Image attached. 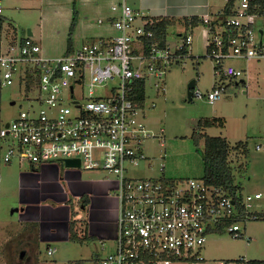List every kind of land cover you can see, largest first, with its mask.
Segmentation results:
<instances>
[{"label":"built area","instance_id":"1","mask_svg":"<svg viewBox=\"0 0 264 264\" xmlns=\"http://www.w3.org/2000/svg\"><path fill=\"white\" fill-rule=\"evenodd\" d=\"M111 11L118 13L112 21L115 36L84 43L60 57L44 56L31 36L12 37L4 49L0 47V87L17 80L30 95L29 108L0 128L1 162L41 166L78 160L75 169L114 176L115 248L97 264L199 261L210 233L244 236L238 223L256 220V212L249 209L261 195H233L202 178L129 175V169L145 159L141 144L151 137L138 120L149 82L154 80L163 91L167 69L188 56L193 39L182 36L171 51L167 40L162 46L157 41L151 29L156 21L142 18L123 1L113 4ZM202 23V48L213 60L218 79L209 91H196L195 96L213 104L230 88L245 85L246 71L226 61L264 59V12L256 0H234L224 26L211 30L206 17ZM46 253L52 256L54 250ZM237 264L249 261L239 259Z\"/></svg>","mask_w":264,"mask_h":264},{"label":"rangeland","instance_id":"2","mask_svg":"<svg viewBox=\"0 0 264 264\" xmlns=\"http://www.w3.org/2000/svg\"><path fill=\"white\" fill-rule=\"evenodd\" d=\"M73 0H0V15L5 18L1 31L2 48L12 38H24L28 31L41 46L46 57H60L66 49V39L72 17ZM109 0H75L78 15L73 33V47L109 37L115 33L105 19ZM212 5L223 6L225 0H211ZM116 4V3H114ZM113 5V4H112ZM101 22V24L99 23ZM11 24V26H9ZM114 30V29H113ZM167 44L172 51L182 41L179 25L168 28ZM199 33V32H198ZM178 34H181L180 36ZM199 35V34H198ZM203 42L199 37L192 40L190 53L181 63L169 67L163 77V91L149 82L146 90V106L138 115L149 131L150 138L143 140L141 151L145 157L138 165L129 169V175L138 178L201 179L203 164L200 152L193 145L191 134L197 122L204 118H223L224 128L212 127L205 131L209 137H227L231 144L242 141L247 152L230 151L229 160L234 167V184L243 194L261 195L250 207L251 212L264 211V59L239 62L229 60L246 71L245 85L230 88L213 104L203 97L195 96L199 91H209L218 77L214 76L213 60L205 56ZM194 81L193 97L187 100V86ZM30 97L24 87L14 81L12 85L0 87V120L9 123L20 111L29 108ZM13 103V104H12ZM151 104L154 106L151 107ZM33 107L38 109V105ZM196 131V130H195ZM262 145L260 150L257 145ZM198 150H203V141ZM30 170L27 161L0 164V264H97L98 259L114 251V242L100 245L98 240L68 241L65 217L81 220L85 214L77 205L73 214L66 216L56 211L59 221L47 218L35 224L24 222L37 217L35 209L25 207L21 211L19 202L25 200L18 177L21 171ZM74 170V169H70ZM81 178L93 176L104 181L114 176L106 171L79 170ZM32 180V179H31ZM66 188V187H65ZM63 189V186H62ZM61 189V190H62ZM67 190V189H65ZM21 196V198H20ZM238 225L244 236L234 237L228 232H212L199 251V261L173 264H237L239 259L259 261L264 264V220H245ZM50 239H52L50 241ZM54 239V240H53ZM48 245L55 249L47 255ZM22 255V256H21Z\"/></svg>","mask_w":264,"mask_h":264},{"label":"crops","instance_id":"3","mask_svg":"<svg viewBox=\"0 0 264 264\" xmlns=\"http://www.w3.org/2000/svg\"><path fill=\"white\" fill-rule=\"evenodd\" d=\"M121 1L131 6L144 19H176L183 36L190 34L192 39L194 36L202 39V26L190 27L185 30L181 22L184 19H202L204 17L213 22L218 18L224 6L212 5L211 0H109L105 19L109 22L111 28H113L112 21L118 16L117 12L111 11V6ZM101 22L99 23L101 24ZM113 29L112 31L115 33L113 36H115L116 31ZM33 35L30 32V36L32 37ZM178 35L180 36L181 34ZM101 38L103 39V37H98V39ZM94 39L97 40V38ZM93 41L95 40L91 42ZM207 129L209 128H206L203 132L205 133ZM223 138L227 140L226 136ZM228 143L233 145L229 141ZM17 183L21 187V193L24 192L23 197L25 198L18 204L21 207V211L25 207H30L35 209L34 215L37 213V217L25 219L24 222L35 224L42 220L43 217L51 221H59L60 219L56 215L57 210L69 216L74 212L73 206L77 205L85 214L84 218L79 221L71 220L68 217L62 219L67 224L68 241H70L69 223L75 221L74 227L79 238L89 241L98 240L101 246H105L107 242L115 243L118 201L112 180L104 181L93 176L84 177L83 179L78 169L67 168L63 163L58 162L41 166L30 165V170L21 171ZM49 248L51 247L48 245L47 249ZM52 250L55 252V249Z\"/></svg>","mask_w":264,"mask_h":264},{"label":"trees","instance_id":"4","mask_svg":"<svg viewBox=\"0 0 264 264\" xmlns=\"http://www.w3.org/2000/svg\"><path fill=\"white\" fill-rule=\"evenodd\" d=\"M234 0H227L223 6L222 11L220 12L218 18L210 22L211 30L214 29L215 26L222 27L225 25L226 18L231 14V9ZM73 9H72V17L70 26L68 29L67 39H66V49L65 52H70L73 50V33L75 30L76 22H77V12L75 9V0L72 1ZM256 3L260 7V11L264 12V0H256ZM156 21V24L151 27L152 31L154 32L157 41L162 46L164 45L168 28L173 27L177 24L176 19L172 18H160V19H153ZM5 22V18L0 15V47H1V31L3 28V24ZM181 24L184 26L185 30L189 29L190 27L193 28L195 26L202 25V19L200 18H191L190 20L184 19ZM185 52V50H183ZM31 84V80H28L26 83V88L28 89ZM139 103L142 105L143 99L142 94H139ZM193 97V92H192ZM1 104V103H0ZM225 121L223 118H204L200 119L197 122L196 131L194 130L191 134V140L193 145L198 152H200L202 164H203V176L202 179L205 183L215 186L221 187L224 190L228 191L230 194L235 193H242L241 189L238 185L234 184V167L231 165L229 160L230 151H240L242 152L243 156L246 154V144L242 141L235 143L234 145H230L228 141L223 137H209L203 131L206 128L211 127H219L223 128ZM2 126L0 120V128ZM203 141V150H198L199 142ZM2 146L0 140V156H1ZM1 164V159H0ZM256 216V220H264V211L259 213H254ZM76 224L75 221L69 223V240L71 242H79L84 240V238H79L74 225ZM73 264H81V261H73ZM259 261H249V264H258Z\"/></svg>","mask_w":264,"mask_h":264},{"label":"water","instance_id":"5","mask_svg":"<svg viewBox=\"0 0 264 264\" xmlns=\"http://www.w3.org/2000/svg\"><path fill=\"white\" fill-rule=\"evenodd\" d=\"M28 36H30V31H28ZM194 81H192L188 86H187V100L191 101L192 99V89L194 88ZM13 104V103H12ZM64 166L67 168H78L79 167V162L78 160H65L64 161ZM22 256V255H21Z\"/></svg>","mask_w":264,"mask_h":264}]
</instances>
